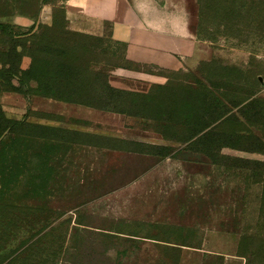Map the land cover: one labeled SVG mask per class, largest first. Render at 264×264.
I'll use <instances>...</instances> for the list:
<instances>
[{
  "label": "rangeland",
  "instance_id": "obj_1",
  "mask_svg": "<svg viewBox=\"0 0 264 264\" xmlns=\"http://www.w3.org/2000/svg\"><path fill=\"white\" fill-rule=\"evenodd\" d=\"M129 3L147 25L177 34L185 28L193 40V54L177 70L161 72L163 81L150 85L132 76L160 72L125 60L108 21L69 11L64 0H0V16L38 12L35 36L10 44L31 56L22 61V68L31 63L26 72L1 74L11 86L74 100L78 82H89L85 94L96 99L84 100L98 109L172 123L154 131L172 146L166 157L177 160L133 177L123 157L130 149L125 135H83L81 160H51L47 180L28 170L24 137L7 141L0 155V264H176L182 246L201 240L211 251L236 247L247 264H264V144L255 138L264 124L250 126L264 122V104L233 109L196 133L208 115L216 117L202 80L247 104L264 90V0ZM225 143L237 149L218 148ZM203 263L222 264V256L208 254Z\"/></svg>",
  "mask_w": 264,
  "mask_h": 264
},
{
  "label": "crops",
  "instance_id": "obj_2",
  "mask_svg": "<svg viewBox=\"0 0 264 264\" xmlns=\"http://www.w3.org/2000/svg\"><path fill=\"white\" fill-rule=\"evenodd\" d=\"M64 4L74 13L110 22L111 39L124 45L125 59L132 64L160 72H136L132 76L137 80L149 84L163 81L164 72L177 70L184 58L193 54V40L187 35L185 28L181 27L182 30L177 34L162 29L158 24L147 25L145 20L140 18L138 11L130 5L129 0H64ZM7 21L24 28L32 24L31 17L18 13L12 14ZM258 96L264 99V90L260 91ZM0 108L7 118L26 123V153L32 162L75 161L76 156L81 160L83 135L89 138L101 136L111 139L113 136L110 133H114L126 136L123 141L127 142L130 149L125 151L123 157L127 160L133 177L161 163H177L172 157L162 159L157 153L144 151L146 146L167 145L163 144V139L154 131L155 124L149 120L10 91L0 96ZM133 147L143 150L136 152L137 149ZM48 165L46 169L42 168L40 173V176L47 180L50 176ZM30 170L34 175V168ZM48 192L50 186L41 191L42 194ZM73 193V198H76V190L73 189ZM85 206L79 205L77 209H89V205ZM204 242L201 240L194 246H182L177 264H204L203 260L208 254H220L222 264H247L246 258L238 254L236 247L232 253L227 254L211 251L208 243Z\"/></svg>",
  "mask_w": 264,
  "mask_h": 264
},
{
  "label": "trees",
  "instance_id": "obj_3",
  "mask_svg": "<svg viewBox=\"0 0 264 264\" xmlns=\"http://www.w3.org/2000/svg\"><path fill=\"white\" fill-rule=\"evenodd\" d=\"M36 2L38 4L42 5V4L46 3L47 0H36ZM17 13L20 14V15H26V16L31 17L32 24L28 28H24V27H20L18 25H13V24L9 23L7 21V18H9L12 14H14L12 12L9 13V14L0 16V38H2V36H4L5 38H2V39L4 40L5 45L9 46L12 43V47L13 48H14L13 42L15 41L16 38H22V39L29 38V37L32 38L33 36H35L37 31L39 30L38 24H37L38 12L36 13V12H33V11L32 12L17 11ZM18 30H25V31H23L21 33H18L17 32ZM109 36L111 38L110 33H109ZM120 44H122V43H120ZM3 45L4 44L1 43L0 44V48ZM12 47L10 45L9 48H7V50H3L2 48H1L2 50H0V55H1L0 56V67H1L0 68V78L4 79V81H0V96L3 93L9 92V91L10 92H18V93L23 94L24 96L36 95V94L31 93L29 91L18 89L17 87L11 86L9 80L6 79L5 77H2L1 74H7V73H12V75L15 76L19 72H26L31 67V63H29L27 68H22L23 59L25 57L26 58L27 57L30 58L31 57L30 54L22 53L21 55H18L12 50L13 49ZM123 53H124V45H123ZM63 64H64L63 63V59L61 58L60 61L57 63V65L58 66H62ZM3 76H5V75H3ZM262 80H263V78L260 80V82H261V84H264ZM202 81H203V84H204V87H205L206 91L210 93V95L207 96L208 103H210L208 105L211 106L213 104L211 102V100L212 99L214 100L213 109H214V111H216V117L211 118V115H208L207 116L208 120L204 121L202 123V124H206V125L202 126L201 129H199L198 132H196V133H199L200 131L206 130L207 127H209L212 124L218 125L219 122L222 121V120L219 121V119H221L225 115L231 113V111L233 109L238 110L240 112V110H246V108H248V107H250L252 105H256V103L264 104V99L259 97L258 94L255 95V96L251 95L252 100L249 101V104L245 103L244 99H242V100L240 99L238 101H234L232 98H230V96L223 94V92L224 93L226 92L225 90H222L221 88H218L216 86L211 85L207 80H202ZM78 85H80V87H81L78 99L65 100L62 97H59L57 95H55V96L54 95H36V96L45 97V98H51V99L63 101V102H66V103H76V104H79V105H82V106L91 107L93 109H97V110H101V111H108V112H111V113H116V114L131 116V117H137V118H140V119H145V120L152 121L153 124H155V125L158 124V125L162 126V125H166V124H172L168 120H165V119H162V118L144 117V116H141V115L130 114V113H127L126 111H116V110H112V109H108V108H106V109L105 108L104 109H98L94 105L85 102V100H87V99L95 98L93 96H86V94H85L86 88L89 87L91 84L89 82L80 81V82H78ZM164 85L165 84H162V85H159V86L162 87ZM156 87H158V86H156ZM81 99H83V100L80 101ZM210 106H209V109H210ZM237 115L234 114L235 123L237 125H241L240 123L236 122L237 119H238ZM0 118H1V123H3V124L0 123V137L5 133L4 136L2 137V139L0 140V155L3 157V154H4L3 150H4V147H5L4 145L7 143V141L12 140V139L13 140L14 139L19 140L21 137L25 138V134H26L27 129H26V123L24 121H15V120L7 118L4 115V113L2 112L1 108H0ZM240 119L244 121V119H242V118H240ZM231 120H233V119H231ZM220 124H226V123L222 122ZM260 124H264V122L260 121V122L255 124L256 126L254 124H250V126L259 128V127H262ZM216 125L210 127L209 130L214 129L213 131H208V132H215L216 131L215 130L216 129L215 128ZM245 125H248V124H245ZM15 126H17L19 128H25V133L15 132L14 131V127ZM154 129H156L155 126H154ZM243 132H244L243 130L233 131L232 135H235V134L239 135V134H242ZM260 132H261V130H260ZM249 135H251V131H249ZM160 136L162 137V135H160ZM255 138H256V140L259 143L264 144V142H263L264 141V135H260L259 137L257 136ZM25 140H26V138H25ZM25 147H26V141H25ZM171 147L172 146H146L147 149L144 150V151L157 153L160 157L164 158V157H166L167 152L171 151V149H172ZM218 148H220V149H222V148L237 149L236 146L229 145V144H226V143L219 145ZM142 150H143V148H140V150H135V151L136 152H142ZM249 151L253 152L251 150H249ZM2 157H0L1 160H2ZM27 160H28V163L31 164V167L29 166V164H27L28 170L33 167L34 168V173H35L34 175H38V176H40L42 168L46 169V166L48 165V163H50V161L49 162H41V160H37V161L32 162L28 158H27ZM48 169H49V172H50V168L49 167H48ZM34 175H32V176L34 177ZM50 176H51V172H50ZM50 176H49V178H50ZM105 230L109 231L107 229H100V231H105ZM238 254L243 256L244 258H247V256H245V255H243L241 253H238ZM177 261H176V264H177Z\"/></svg>",
  "mask_w": 264,
  "mask_h": 264
},
{
  "label": "water",
  "instance_id": "obj_4",
  "mask_svg": "<svg viewBox=\"0 0 264 264\" xmlns=\"http://www.w3.org/2000/svg\"><path fill=\"white\" fill-rule=\"evenodd\" d=\"M5 134V133H4ZM4 134L0 137V140H1V138L4 136Z\"/></svg>",
  "mask_w": 264,
  "mask_h": 264
},
{
  "label": "built area",
  "instance_id": "obj_5",
  "mask_svg": "<svg viewBox=\"0 0 264 264\" xmlns=\"http://www.w3.org/2000/svg\"><path fill=\"white\" fill-rule=\"evenodd\" d=\"M262 81H263V83H264V79H263Z\"/></svg>",
  "mask_w": 264,
  "mask_h": 264
}]
</instances>
